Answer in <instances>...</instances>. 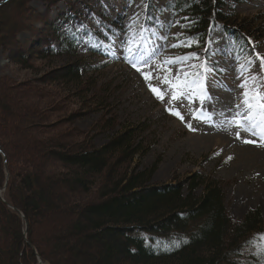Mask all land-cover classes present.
Segmentation results:
<instances>
[{
    "label": "rangeland",
    "instance_id": "1",
    "mask_svg": "<svg viewBox=\"0 0 264 264\" xmlns=\"http://www.w3.org/2000/svg\"><path fill=\"white\" fill-rule=\"evenodd\" d=\"M164 1L155 0L154 4L157 7ZM47 4L44 0H10L0 8V102L3 101L13 112L7 116L4 108L0 110V140L8 154L16 152L12 159L23 158L26 167L32 166L33 169L43 164V159L34 152L37 147H28V137H23L21 133V125L29 121V113L18 115L19 101L24 97L23 90L29 86L47 87L52 94L59 88L61 90V86L55 84L45 85L43 77L74 60L66 54L46 59L30 55L26 65H21L17 64L18 57L14 56V51L18 46L27 48L37 29L43 26L38 21L40 13L48 14V18L54 21L58 13L75 7L88 30L77 48L75 59L82 63L83 79L88 80L83 85L89 82V93L97 96L98 103L93 111L66 122L65 128L78 129L80 138L87 133L91 145L101 147L127 126L147 124L137 141H144L148 149L142 156H135L133 162L139 168H145L158 160L151 184L175 182L199 172L219 181L227 213L233 221H240L247 211L254 209L260 210L264 216L261 116L257 110L249 111L244 104L245 92L249 93V102L253 104L256 103L251 98L253 95L259 93L264 97V32L260 37L261 32L256 31V25L261 26L260 29L264 27V0H230L226 1L223 9V12L233 13L239 20L259 18L252 25L255 29L250 28L251 56L240 59L229 50L220 51L226 37L219 29H214L208 43L211 53L208 60L191 51L190 43L181 41L182 30L168 12L160 14L157 29L151 30L143 25L144 0H59L51 7ZM77 31L82 33L83 29L79 27ZM62 32L63 28L59 30V33ZM94 33L105 40L94 39L90 36ZM58 46L55 42L54 47L58 49ZM98 47V52L92 51ZM133 62L136 63L135 68ZM146 76L149 78L146 79ZM165 77L170 83L163 82ZM177 77L180 78V87L175 91L182 92V95L172 100V85L177 83ZM5 81L16 85L9 90L14 96L3 91L1 84ZM153 87L163 93V99L151 90ZM260 103H264V99ZM66 108L64 113L50 111L51 118L69 117V112L77 110L78 105ZM173 112H178L179 116ZM103 119L113 121L105 129L96 130L95 125ZM253 124L257 127L252 128ZM245 140L253 143H245ZM28 154H31L30 158ZM5 166L2 164V171L0 167V179L2 172L5 176L3 185L8 174L7 162ZM54 169L51 165L42 167L46 175ZM7 182V188L1 191V195L13 204L6 196ZM55 188L52 198H65L62 204H58L60 209H48L49 206L43 205L38 211L43 215L34 214L35 243L56 262L61 258H70L75 263L80 249L92 256L85 264H95L93 260L99 247L97 241L86 239L80 246L79 233L67 234L77 219L76 205L79 207L97 200L99 187L91 186L86 192L77 188L70 195L66 187L56 185ZM200 192L201 188L195 191L197 195ZM8 228L9 222L3 215L0 216L1 257H5L13 239ZM73 249H77L75 255L71 252ZM35 254L34 264H49L36 250Z\"/></svg>",
    "mask_w": 264,
    "mask_h": 264
},
{
    "label": "trees",
    "instance_id": "2",
    "mask_svg": "<svg viewBox=\"0 0 264 264\" xmlns=\"http://www.w3.org/2000/svg\"><path fill=\"white\" fill-rule=\"evenodd\" d=\"M44 1L51 7L59 0ZM226 1L230 0H165L156 7L155 0H144L143 25L157 29L159 16L166 11L178 22L183 35L181 41L190 43L191 51L206 57L211 32L220 29L226 37L222 49H231L234 55L248 58L252 48L250 28L255 29L252 25L259 18L239 20L233 13L223 12ZM77 12L75 7L60 12L54 21L48 14L40 13L38 21L43 26L37 29L27 48L18 46L14 51L17 64L21 65H26L30 55L46 59L66 54L74 60L43 77L45 85L61 86L57 94L55 91L52 94L47 87L33 85L23 90L24 97L19 101L18 115L29 113V121L21 125V133L28 137V147H37L34 152L43 159V164L34 169L26 167L23 158L12 159L16 152L8 154L0 140L8 169L6 196L27 221L25 243L19 217L0 199V216L9 222V234L13 238L5 257L0 256V263L5 264L6 259V264H34V249L49 264H85L90 260V254L78 249L80 256L75 263L70 258H59L56 262L35 243L33 219L43 205L60 209L58 204H62L65 197L52 198L56 185L66 187L69 195L77 188L86 192L97 185L99 198L79 207L76 205L77 219L67 234L79 233L80 246L86 239L97 241L95 264H264V216L260 210H249L240 221H233L227 213L218 180L195 172L183 180L151 184L158 160L145 168L134 164V157L142 156L148 149L144 141H137L147 124L127 126L101 147H93L87 133L80 138L78 129L65 128L66 122L93 111L98 103L97 96L89 93V82V88L83 85L88 80L83 79L82 63L75 59L82 37L88 33ZM79 27L82 33L77 31ZM256 27L262 37L264 27ZM61 28L64 32L59 33ZM90 36L105 40L95 33ZM55 42L58 49L54 47ZM1 87L8 95H15L9 91L16 87L13 82L5 81ZM64 104L67 107L78 105V109L68 110L69 117L51 118L50 111L64 113L67 109ZM2 108L7 116L13 114L3 101L0 102V110ZM112 121L103 119L94 128L103 130ZM28 156L30 158L31 154ZM2 164L0 154L1 171ZM44 165L55 169L46 175L42 170ZM4 178L2 172L0 187ZM198 188H201L199 195L195 193ZM71 252L75 255L77 249Z\"/></svg>",
    "mask_w": 264,
    "mask_h": 264
},
{
    "label": "snow or ice",
    "instance_id": "3",
    "mask_svg": "<svg viewBox=\"0 0 264 264\" xmlns=\"http://www.w3.org/2000/svg\"><path fill=\"white\" fill-rule=\"evenodd\" d=\"M173 47H175V45H173ZM129 51L131 52L132 50L129 49ZM257 58L259 59V57H257ZM169 63H171V61H169ZM132 66L135 68L136 63L133 62ZM262 68H264V63H262ZM137 70H139V69H137ZM145 78L148 79L149 77L146 76ZM253 79H255V78H253ZM176 80H177V83L175 85H172V87L174 89L172 97H171L172 100H177L180 97V95H182V92L175 91V89H179V87H180V78L177 77ZM163 82L166 84L170 83L167 77L164 78ZM243 86H246V85H242V87ZM151 90L157 95V97L159 99H163V93H161L159 89L153 87V88H151ZM244 96H245L244 104L247 106L248 110L249 111L257 110L259 115L261 116L260 132L262 135H264V103H260V100L264 99V97H261L259 95V93L253 95L251 98L256 101V103L253 104V103L249 102V93L248 92H245ZM173 114L179 116L178 112H173ZM251 118L252 117H249V119H251ZM189 127H191V126L189 125ZM256 127H257L256 124L252 125V128H256ZM253 134H255V133H253ZM244 142L245 143H253V141H251V140H245Z\"/></svg>",
    "mask_w": 264,
    "mask_h": 264
},
{
    "label": "water",
    "instance_id": "4",
    "mask_svg": "<svg viewBox=\"0 0 264 264\" xmlns=\"http://www.w3.org/2000/svg\"><path fill=\"white\" fill-rule=\"evenodd\" d=\"M8 0H1L0 1V5L4 4L5 2H7ZM1 154L3 156V164L5 166L6 164V160H5V156L4 154L2 153L1 151ZM5 170H6V166L4 167ZM8 174H6V179H5V182H4V185L3 187L0 189V199L1 201L11 210L13 211V213H15L19 219L21 220L22 224L24 225V232H23V235H24V238H25V243H27V239H26V218L24 216V214L21 212V210H19L16 206H14L13 204H10L8 201H6L3 196L1 195V191H5L6 188H7V185H8ZM34 252H35V249H34ZM38 262L40 263L41 262V259L38 257Z\"/></svg>",
    "mask_w": 264,
    "mask_h": 264
},
{
    "label": "bare ground",
    "instance_id": "5",
    "mask_svg": "<svg viewBox=\"0 0 264 264\" xmlns=\"http://www.w3.org/2000/svg\"><path fill=\"white\" fill-rule=\"evenodd\" d=\"M245 152V151H244ZM245 155L247 156L248 154H246V152H245Z\"/></svg>",
    "mask_w": 264,
    "mask_h": 264
}]
</instances>
